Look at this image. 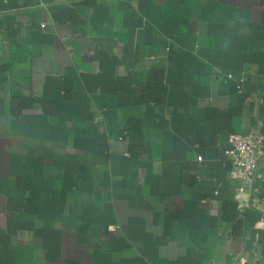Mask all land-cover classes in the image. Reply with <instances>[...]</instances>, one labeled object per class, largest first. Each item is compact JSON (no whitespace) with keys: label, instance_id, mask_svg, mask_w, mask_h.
Listing matches in <instances>:
<instances>
[{"label":"crops","instance_id":"0c3cea01","mask_svg":"<svg viewBox=\"0 0 264 264\" xmlns=\"http://www.w3.org/2000/svg\"><path fill=\"white\" fill-rule=\"evenodd\" d=\"M264 0H0V264H264ZM227 72L247 78L237 92Z\"/></svg>","mask_w":264,"mask_h":264},{"label":"built area","instance_id":"2783aa9c","mask_svg":"<svg viewBox=\"0 0 264 264\" xmlns=\"http://www.w3.org/2000/svg\"><path fill=\"white\" fill-rule=\"evenodd\" d=\"M246 76L240 72L223 74V81L232 84L237 92L242 89ZM226 157L232 163L237 176L246 184L254 183L257 174V162L264 157V136L259 131L231 132L223 148Z\"/></svg>","mask_w":264,"mask_h":264},{"label":"trees","instance_id":"16d2710c","mask_svg":"<svg viewBox=\"0 0 264 264\" xmlns=\"http://www.w3.org/2000/svg\"><path fill=\"white\" fill-rule=\"evenodd\" d=\"M262 22H263L262 25L264 26V17H263V21Z\"/></svg>","mask_w":264,"mask_h":264}]
</instances>
